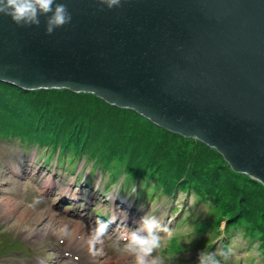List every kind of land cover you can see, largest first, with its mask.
<instances>
[{"label": "water", "instance_id": "water-1", "mask_svg": "<svg viewBox=\"0 0 264 264\" xmlns=\"http://www.w3.org/2000/svg\"><path fill=\"white\" fill-rule=\"evenodd\" d=\"M57 2L72 22L51 35L0 14V81L130 108L264 185V0Z\"/></svg>", "mask_w": 264, "mask_h": 264}, {"label": "rangeland", "instance_id": "rangeland-1", "mask_svg": "<svg viewBox=\"0 0 264 264\" xmlns=\"http://www.w3.org/2000/svg\"><path fill=\"white\" fill-rule=\"evenodd\" d=\"M136 115L143 117L91 93L26 90L0 81V133L17 135L16 142H0V264H83L80 257H63L53 241L56 218L40 210L36 191L44 185L63 190L71 177L64 173L61 178L60 171L50 175L39 165L38 156L48 143L66 148L71 159L77 148L73 145L83 146L85 172L103 157L110 169L106 184L123 182L127 194L139 178L140 218L164 216L161 225L169 224L159 234V264H167V257H176L177 264H195L202 251L220 250L228 253L227 259L218 257L224 264H264V185L234 172L217 150L200 140ZM20 136L36 142V148L24 152ZM220 239L227 242L222 245ZM23 241L25 253L17 252L25 250Z\"/></svg>", "mask_w": 264, "mask_h": 264}, {"label": "clouds", "instance_id": "clouds-1", "mask_svg": "<svg viewBox=\"0 0 264 264\" xmlns=\"http://www.w3.org/2000/svg\"><path fill=\"white\" fill-rule=\"evenodd\" d=\"M121 2L122 0H98L100 5L108 9L120 7ZM0 14L9 16L13 23L20 27L39 26L41 23L40 17L43 16L45 17V33L48 35L53 34L56 29L62 28L72 22V14L67 4L57 2V0H0ZM49 149L50 148L46 147L45 151H49ZM55 152L59 153V150L55 149ZM61 157L63 159V156ZM83 159H85L84 154L71 159L72 161L69 164V169L72 168V174H70L73 178L79 177L86 181L94 178L98 182L101 179L107 178H105L107 174L100 170L94 171L91 168L89 171L85 172V170L82 169ZM80 179L74 180L79 181ZM138 181L139 178L136 179L135 185L139 187L137 192L139 203L142 201V186L138 184ZM91 192L94 193L93 190H91ZM98 194L100 195V192ZM101 196L99 197V201H95V206L103 205L106 207ZM87 199V197L83 198L82 202H85ZM88 201L87 203L91 204ZM122 203L123 213L120 215V219H122L121 224L127 226L126 220L131 219L135 221V218L139 219L142 213L139 208L133 206V202L127 201ZM181 216L182 213L177 216V222L180 220ZM163 217L164 216L158 218L150 214L143 215L135 230H129L122 234L121 238L124 240L125 245L104 246V238L112 234V232H108L110 220L103 221L98 219L95 222V226H93V224H79L76 226L78 227L77 231H66V235L78 241L85 251L92 254L91 257L103 255L107 258L102 262L93 264H105L113 256L125 262V264H159V260L153 256V253L161 246L158 233L162 231V234L166 231V228L169 229V224L161 225L160 219ZM57 237L58 234L54 235L53 240L57 239ZM218 257L227 259L228 253L223 250L202 251L199 254V264H221ZM42 263L48 264L45 260H42Z\"/></svg>", "mask_w": 264, "mask_h": 264}, {"label": "trees", "instance_id": "trees-1", "mask_svg": "<svg viewBox=\"0 0 264 264\" xmlns=\"http://www.w3.org/2000/svg\"><path fill=\"white\" fill-rule=\"evenodd\" d=\"M136 116H138V115H136ZM138 117H140L141 118V116H138ZM143 121H149L148 119H145V118H141ZM154 124V123H153ZM155 126V125H154ZM157 126V125H156ZM157 127H159V126H157ZM159 128H161V127H159ZM161 129H163V128H161ZM6 135H14V136H16L17 137V135H15V134H13V133H0V140H10V138L11 137H8V136H6ZM19 138V137H18ZM20 140L23 142V141H25V137L24 136H20ZM73 146H75V147H77V148H79V149H77V148H75V147H73V148H75V157H77V156H80L81 154H84L85 152H84V149H82V148H80V147H83V146H79V144H77V145H73ZM47 148H50L49 149V152L50 153H55V149H57V147L56 146H53V144L51 145L50 143L49 144H47V146H46ZM59 155H61V156H63V159L66 161V162H68V163H71V158H70V154L68 153V151L66 150V148H65V150H63V149H61L60 147H59ZM177 158H179V156H177ZM100 164L99 165H97V164H95V165H93L92 166V170H100V171H102V172H104V173H106L107 175H108V173L110 172V169H109V167H108V164H106V165H103V161H104V158L103 157H101L100 158ZM193 162L190 160L189 161V164H192ZM118 176V175H117ZM116 176V177H117ZM140 176H144V175H141L140 174ZM111 182H113V180L112 181H110L109 183H111ZM142 186V185H141ZM160 187L162 188V190L164 191V192H166V191H168V187L166 186H164V184L163 183H161L160 184ZM11 246H12V244H11Z\"/></svg>", "mask_w": 264, "mask_h": 264}, {"label": "bare ground", "instance_id": "bare-ground-1", "mask_svg": "<svg viewBox=\"0 0 264 264\" xmlns=\"http://www.w3.org/2000/svg\"><path fill=\"white\" fill-rule=\"evenodd\" d=\"M4 206H5V204H3ZM227 241H223L222 242V240L220 239V243L222 244V245H224L225 243H226ZM226 246V245H225Z\"/></svg>", "mask_w": 264, "mask_h": 264}]
</instances>
